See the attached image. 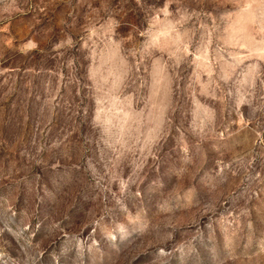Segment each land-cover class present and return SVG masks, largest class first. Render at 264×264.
Listing matches in <instances>:
<instances>
[{"label":"rangeland","instance_id":"obj_1","mask_svg":"<svg viewBox=\"0 0 264 264\" xmlns=\"http://www.w3.org/2000/svg\"><path fill=\"white\" fill-rule=\"evenodd\" d=\"M0 264H264V0H0Z\"/></svg>","mask_w":264,"mask_h":264}]
</instances>
